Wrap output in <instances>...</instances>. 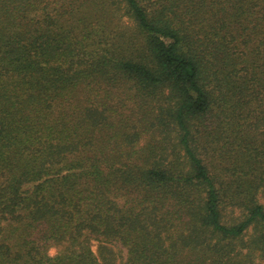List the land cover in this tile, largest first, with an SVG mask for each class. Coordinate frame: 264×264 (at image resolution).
I'll use <instances>...</instances> for the list:
<instances>
[{
	"label": "trees",
	"instance_id": "trees-1",
	"mask_svg": "<svg viewBox=\"0 0 264 264\" xmlns=\"http://www.w3.org/2000/svg\"><path fill=\"white\" fill-rule=\"evenodd\" d=\"M257 252L264 0H0V264Z\"/></svg>",
	"mask_w": 264,
	"mask_h": 264
},
{
	"label": "rangeland",
	"instance_id": "rangeland-1",
	"mask_svg": "<svg viewBox=\"0 0 264 264\" xmlns=\"http://www.w3.org/2000/svg\"><path fill=\"white\" fill-rule=\"evenodd\" d=\"M129 113V110H128V112H127V114ZM127 114H125V115H127ZM144 143V141H142L141 142V144H143ZM256 234H255V231H254V229H251L249 232H248V234H247V237H246V239H245V241H251V239H253V237L255 236ZM98 247H99V245H95V247H94V249L95 250H97L98 249ZM115 249V251H117V252H115V253H117V254H120L121 253V255L124 257L125 255H126V252H125V250L121 247V246H119V245H115V247H114ZM56 252V249H55V247H52L51 248V253H55ZM119 252V253H118ZM254 256H255V264H261L260 263V260L258 259V252L257 253H255L254 254Z\"/></svg>",
	"mask_w": 264,
	"mask_h": 264
}]
</instances>
